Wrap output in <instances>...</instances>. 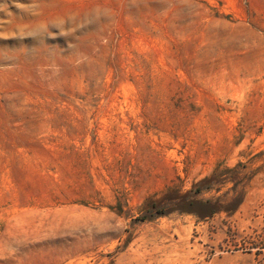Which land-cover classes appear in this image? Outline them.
I'll list each match as a JSON object with an SVG mask.
<instances>
[{
	"label": "rangeland",
	"instance_id": "obj_1",
	"mask_svg": "<svg viewBox=\"0 0 264 264\" xmlns=\"http://www.w3.org/2000/svg\"><path fill=\"white\" fill-rule=\"evenodd\" d=\"M0 264H264V0H0Z\"/></svg>",
	"mask_w": 264,
	"mask_h": 264
},
{
	"label": "trees",
	"instance_id": "obj_2",
	"mask_svg": "<svg viewBox=\"0 0 264 264\" xmlns=\"http://www.w3.org/2000/svg\"><path fill=\"white\" fill-rule=\"evenodd\" d=\"M210 180L211 179L209 178L202 180L200 183L196 184L191 191H188L186 193L176 195L173 192H168L166 194L167 196H164L161 200L150 202L149 208L146 209L144 213V219H152L154 217L163 216L174 210L195 214L200 220H204L208 217H211L214 213H217L218 211H225L227 213L235 211L241 203L240 198L234 199L233 201L229 202L228 205H226L225 207L218 204L219 200L201 201L196 200L194 198V196L211 189L209 183ZM174 201L176 202L174 203ZM195 205L199 208V211L196 213L193 211V207Z\"/></svg>",
	"mask_w": 264,
	"mask_h": 264
}]
</instances>
